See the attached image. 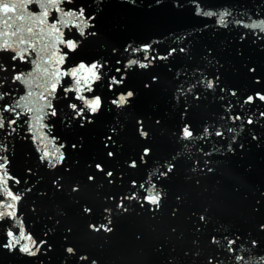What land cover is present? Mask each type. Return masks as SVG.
Segmentation results:
<instances>
[{
  "label": "water",
  "instance_id": "1",
  "mask_svg": "<svg viewBox=\"0 0 264 264\" xmlns=\"http://www.w3.org/2000/svg\"><path fill=\"white\" fill-rule=\"evenodd\" d=\"M81 6L86 15L95 16V28L86 33L95 31L96 35L68 55L62 70L81 61L87 66L103 62V76L92 85L94 90L83 93L87 98L99 96L101 109L83 126L79 119L70 118L69 103L83 102L73 99L74 92L67 93V98L61 95L70 83L65 77L53 101L57 116H45L43 121L50 127L42 132L51 134L52 143L33 141L27 125L8 138L10 169L21 180L15 187L9 181V187L13 192L32 190L20 201L16 221L0 220V241L5 239L6 227L16 224L18 232L22 224L25 234L30 232L47 244L36 257L0 247V264H91L93 260L96 264H208L213 257V264H252V260L234 262L226 238L236 239L240 255L264 254L260 228L264 224V101L256 97V93L264 95V35L244 27L264 21V0H198V4L193 0H73L60 5L65 9ZM28 8L31 12L38 5ZM204 11L213 15L205 16ZM225 12L229 13L224 16L227 27L218 23ZM18 14L19 9L8 15L14 19ZM58 15L50 7L48 23ZM4 19L0 10V45L7 39L17 51L27 47L17 45L19 35H3ZM62 31L65 39L70 35L81 39L75 28ZM20 35L36 42L26 33ZM145 45L154 46L161 55L173 47L183 46L186 51L152 61L147 69L132 66L125 72L130 58L141 57L131 49ZM58 47L68 51L63 45ZM8 55L11 52H0V56ZM21 67L34 72L32 100L42 103L38 97L43 89L37 87L43 83L40 73H35L34 65ZM121 75L125 76L123 84L114 85L110 92L109 78ZM201 79L203 83H198ZM208 80L213 81L212 89L206 87ZM193 84L196 87L187 91ZM129 90L133 96L127 104H112ZM17 94L26 95L25 86L20 85ZM249 96L252 102L244 103ZM186 124L194 132L189 139L182 137ZM141 128L147 137L140 134ZM216 131L222 135L216 136ZM45 144L50 152L63 145L62 164L51 168L40 159ZM146 148L150 151L144 155ZM169 160L176 165L173 173L160 177L162 162ZM133 161L136 167L130 166ZM97 164L103 171L96 169ZM89 175L95 180L89 181ZM57 183H62V190H57ZM153 183L162 194L158 212L149 211L155 206L145 203L141 207L133 200L124 201L127 212L117 207L121 197L134 190L139 194L143 191L139 185ZM74 186L79 190L73 191ZM85 207L91 214L83 212ZM201 215L204 221L199 220ZM108 220L111 232L98 233L88 227ZM68 247L74 254L66 252ZM82 254L87 261L79 260Z\"/></svg>",
  "mask_w": 264,
  "mask_h": 264
},
{
  "label": "snow or ice",
  "instance_id": "2",
  "mask_svg": "<svg viewBox=\"0 0 264 264\" xmlns=\"http://www.w3.org/2000/svg\"><path fill=\"white\" fill-rule=\"evenodd\" d=\"M194 3L198 4V0H193ZM37 4L38 8L34 11H29L28 6L31 4ZM73 0H23V3H0V10L4 14V25L5 31L3 35L8 37L9 35L15 37L19 35V39L16 42L17 45H25L27 47L21 48L17 51V47L12 43H9L7 39L4 40L3 44L0 45V52H11V55L0 56V220H3L5 217L9 218L12 221H16L17 210L20 201L24 196L31 192V188H26L23 192L17 190L13 192L12 188L9 187V181L12 182V186L15 187L21 183L19 177H16L12 174L10 165L11 160V145L8 143V138L12 137L22 125H27L26 132L32 134L33 141L39 139L43 144L46 140L48 143H52V140H48L50 133H43L44 128L50 127V125L45 124L43 121L45 116H57V109L53 104V101L57 99V90L58 87L62 84V79L65 77L70 78V83L63 87L61 95L64 98H67L66 94L69 92H74V100L82 101L83 103L77 105L76 103H69L68 107L72 110V115L70 118L79 119L81 121V126L83 122L87 121L91 123L90 116L96 114L101 109V98L99 96L87 98L83 93L85 91L92 92L94 89L92 85L101 79L103 76L102 69L105 68V64L100 61H93L90 66H87L84 61H81L76 66H70L66 70H62V65L65 63L68 55L71 52H75L84 41L92 36L96 35L95 31H88L86 29L90 27L95 28L93 21L95 20L94 15H86L84 7L78 8H61V4H72ZM54 7L55 11L59 13L52 22L48 23L49 17V8ZM20 10V14L15 15L14 19L12 16H9V13H16L17 10ZM198 15L200 12L197 13ZM203 15L211 16L212 12L204 11ZM229 15V13H223L219 18V25L227 27V22L224 19V16ZM11 21V23H10ZM16 22H21L17 25L15 31H9L12 29L13 25ZM234 23H240V21H234ZM69 27L77 29V35L81 38L76 40L69 36L68 39L64 38V31L62 29H68ZM245 28L260 30L261 34L264 35V21L260 23H250L244 25ZM35 29V31H34ZM21 33H26L28 37H32L36 40L35 43H31L25 35H20ZM43 41V45L40 46V42ZM59 45H63L66 48L67 52H62ZM53 49L49 51V49ZM31 50V51H29ZM126 51L129 49L126 48ZM133 52H140V58H130L125 64V72L128 68L132 66H138L140 69H147L150 66L152 61L156 60H168L173 54L185 53V47L181 46L179 48L173 47L167 50L163 55L159 54L157 50L152 45H145L141 48L131 49ZM115 51V49H113ZM34 53V57H33ZM27 57V58H26ZM19 60L21 63L17 64L16 61ZM117 64H120L121 61L117 60ZM21 64H30L35 66V73H40V78L43 80L42 84H38L37 87L43 89L39 93V101L42 103H35L32 100V97L35 95L33 92V77L34 72L27 71L21 67ZM20 68V71L17 69ZM255 71V69H251ZM116 72H121L120 68L116 69ZM125 79L124 75H121L119 79L116 76L109 78L108 90L111 92L114 85L123 84ZM156 77H153L155 80ZM216 82L219 81V77L215 78ZM198 83H203V79L198 81ZM20 85L25 86L27 89L26 95H18L17 89ZM147 86V85H146ZM213 81L208 80L206 87L208 89L213 88ZM196 87L193 84L187 89L191 92L192 88ZM223 91V89H221ZM231 95L235 96L236 92H231ZM133 96L132 91H127L126 93H121L116 99L112 100V104L117 106H123L129 102V98ZM256 97L260 101H264V95L256 93ZM195 99H199L198 95H195ZM253 97L249 96L244 103H251ZM49 110V111H46ZM88 111V115H85V111ZM30 113L31 116L21 119V117L26 116ZM264 115V113H261ZM235 119L239 120L240 116H236ZM141 123V122H138ZM249 124L252 123L250 119ZM204 133L208 132V129L205 128ZM231 131V129H229ZM39 134V135H38ZM140 134L144 137H147L148 133L142 128L140 129ZM216 136H221L222 133L219 131L215 132ZM194 136V132L190 130L189 125H185L182 128V137L184 139H189ZM202 138V137H201ZM111 139V137H109ZM55 140V137H53ZM73 148L76 145H72ZM63 145L55 147L53 151H49L47 144H45L44 149L40 159L46 161L47 165L51 168H55L58 164H62L64 161V154L61 151ZM150 149L144 150V155H147ZM56 153H59L57 156ZM112 153H109L111 156ZM131 167H136L135 161L130 165ZM163 170L159 172L160 177H168L169 174L173 173L175 164L169 160L168 162H162ZM96 169L103 171L100 164L96 165ZM31 171V170H29ZM207 171L211 172L212 169L208 168ZM108 177L112 176L111 172H107ZM89 181L95 180L94 175H89L87 177ZM111 182V181H110ZM135 184V182H133ZM57 190H62V183H57ZM139 188L142 189L139 194L134 190L130 195L126 197H121L117 202V207L122 209L124 212L128 211L127 206L125 205V200L138 201L140 206L143 207L145 203L155 206L150 207V212H158L161 207V192L157 190V185L155 183L150 186H145L144 184L139 185ZM78 187H73V191H78ZM108 209H105V212H108ZM85 214H91V209L85 207L83 209ZM176 210H173V215H175ZM200 221H204L205 217L201 215L199 217ZM112 221L108 220L106 223L99 225L89 224L88 227L90 230L96 232H111L113 229L110 227ZM17 227L16 224H12L10 227L5 228V239L0 241V247L14 251L17 250L21 253L27 254L31 257H36L41 249L47 244V241L40 239L39 242L33 238V235L29 232L25 234L24 228L21 224L19 231H14ZM261 230H264V224L260 225ZM174 231V229H173ZM227 250L232 254L234 262L238 261H248L252 260V264H264V254H257L255 258L243 256L239 254V246L237 245L236 239H227ZM213 243H217L216 238H212ZM253 246L257 244L255 240L252 241ZM236 245L235 247H233ZM47 250V249H46ZM163 251V249H161ZM66 252L69 254H74V249L68 247ZM79 260L87 261L88 257L86 255H80ZM215 258H210L208 264H213ZM91 264H96L95 260L91 261ZM169 264L171 262L169 261Z\"/></svg>",
  "mask_w": 264,
  "mask_h": 264
}]
</instances>
